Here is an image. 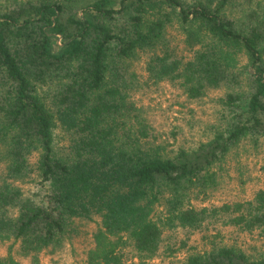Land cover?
I'll return each instance as SVG.
<instances>
[{"label":"trees","instance_id":"1","mask_svg":"<svg viewBox=\"0 0 264 264\" xmlns=\"http://www.w3.org/2000/svg\"><path fill=\"white\" fill-rule=\"evenodd\" d=\"M140 55L152 84L222 90L207 139L158 144L131 97ZM245 139L264 145V0H0V264L75 242L86 264H264L217 239L164 260L220 228L264 238V166L250 198L204 203Z\"/></svg>","mask_w":264,"mask_h":264},{"label":"rangeland","instance_id":"2","mask_svg":"<svg viewBox=\"0 0 264 264\" xmlns=\"http://www.w3.org/2000/svg\"><path fill=\"white\" fill-rule=\"evenodd\" d=\"M168 36L172 42L183 49V35L178 26L168 28ZM59 43V37L53 39ZM246 57L240 55V65L246 64ZM145 56L140 55L132 62L133 70L143 85L131 93L133 101L142 108L150 124L154 127V134L158 144L167 152H175L178 148H190L209 136V125L213 120V99L222 90L211 89L199 100L186 97L183 90L175 82L163 80L157 84L147 81L144 71ZM247 68L252 71L249 65ZM55 138L59 145L63 143L62 132L55 130ZM264 166V145L260 141L251 139L241 141L228 152L221 168L217 170V183L211 189L208 199L204 203H221L243 198H250L262 186ZM3 164H0V171ZM32 183H23L22 187H31ZM94 224L90 223L87 229L91 231ZM221 229V238L210 237L202 241L200 235H194L191 247L171 258H166L165 263L181 260L186 254L198 252L210 246V239L221 240L226 243L239 245L244 251L252 255L264 254V238L239 234L231 229ZM214 233V232H213ZM85 242H75L73 247L68 246L63 258L55 263L46 256H42L40 264H86L83 259L82 248ZM3 253V248H0ZM158 261V260H157Z\"/></svg>","mask_w":264,"mask_h":264}]
</instances>
